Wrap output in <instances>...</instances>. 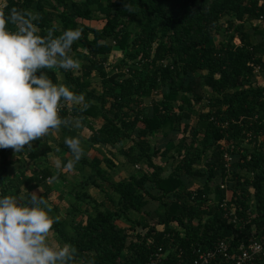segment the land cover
Masks as SVG:
<instances>
[{
	"label": "trees",
	"instance_id": "16d2710c",
	"mask_svg": "<svg viewBox=\"0 0 264 264\" xmlns=\"http://www.w3.org/2000/svg\"><path fill=\"white\" fill-rule=\"evenodd\" d=\"M13 8L38 13L42 36L49 30L58 36L65 29H82L72 45L73 58L81 60L80 73L60 72L66 86L83 93L89 106L81 111L82 106L65 104L59 114L81 120L91 132L87 146L101 157L83 156L75 165L80 183L68 189L72 201L65 217L53 225L58 244L77 249L76 264L88 259L95 264H139L158 248L166 253L162 264H186L196 249L208 251L226 240L237 247L253 235H264V86L254 83L253 70L264 71V38L249 43L244 32L252 21L264 25L261 0H0L6 14ZM83 21L102 25L94 30ZM234 35L237 45L231 41ZM216 36L220 40L213 45ZM113 46L122 52L124 68L108 75L105 65ZM44 71L57 83L52 69ZM93 77L100 82L99 92L91 87ZM157 93L159 99L146 107L144 100ZM201 102L208 110L196 113ZM97 118L103 124L94 130L89 120ZM203 122L205 127H200ZM170 136L178 140L171 148L169 140L163 147L150 145L153 138ZM45 141L41 137L24 150L29 161L51 154ZM126 142L131 145L119 154L145 170L113 178L107 170L115 165L103 149ZM227 146L234 147L237 159L222 190L219 186L228 175L223 161ZM59 147L69 150L63 143ZM155 159L175 165L169 171ZM7 165L5 149H0V195L17 194L19 186L37 181L39 196L46 200L49 166L19 182L7 179ZM196 179L201 186L188 189V182ZM90 186L99 188L109 205L87 194ZM226 191L238 218L247 221L241 228L228 223L219 207ZM211 195L214 200L208 205ZM249 201L254 202L252 209ZM149 202L157 203L156 208L145 209Z\"/></svg>",
	"mask_w": 264,
	"mask_h": 264
},
{
	"label": "clouds",
	"instance_id": "9594fccd",
	"mask_svg": "<svg viewBox=\"0 0 264 264\" xmlns=\"http://www.w3.org/2000/svg\"><path fill=\"white\" fill-rule=\"evenodd\" d=\"M38 15L15 8L6 14L0 9V149L11 148L17 154L62 127L83 126L79 118L69 121L60 116L65 104L82 106L81 111L89 106L83 93L54 83L44 71L81 68L71 52L82 29H65L58 36L49 30L42 36L36 23ZM64 143L72 159L64 163L56 159L55 166L72 171L85 150L79 136L66 138ZM51 211L48 201L36 192L27 197L0 195V264H76L74 245L49 241L59 219ZM255 247L259 250L262 246ZM82 264H95V260Z\"/></svg>",
	"mask_w": 264,
	"mask_h": 264
},
{
	"label": "crops",
	"instance_id": "0c3cea01",
	"mask_svg": "<svg viewBox=\"0 0 264 264\" xmlns=\"http://www.w3.org/2000/svg\"><path fill=\"white\" fill-rule=\"evenodd\" d=\"M261 2H262V0H261ZM250 23L252 24V26H255L256 28H254L252 30H248L247 29L248 24L244 25V32L246 34V40L248 37L251 36V34H257L255 36L258 37L259 40L263 39L264 30L262 29V24L258 25V24H256V21H252ZM259 40H257V41H259ZM236 41L238 43L237 38H236ZM248 42H249V40H248ZM52 70H53V72L57 78V83L65 84L64 80H63L62 72H60V70L55 69V68H53ZM58 72L60 73V76H59ZM71 73L73 75H75L74 71H71ZM66 105H67V107L75 106V105H71V104H66ZM89 121H90L89 123H90L91 127H93L94 130H98L103 124V120L100 118L93 119V120L90 119ZM90 134H91V132L87 128H85L84 126L81 128H76L74 126L62 127L58 133H53L51 135L46 136L45 142L48 145V147L51 149V154L48 155L46 158L40 157V158H37L33 161H29L27 159L26 155L28 154V150L24 151L22 154H17V153H14L11 148L5 149V157H6V161L8 162V165L6 166L7 179L14 180V181L17 180L20 182V181H23L25 178L30 177L32 172H37L38 169H42V167L44 165L49 166V168L51 169V174H50L49 180L47 181V187L49 189V193L47 194L46 200L48 201V203L51 205V208H52V211L50 214L54 217H58L60 219H63L65 217L66 209L68 207H66L65 211L62 212L61 211L62 210L61 205H54L52 202H50L51 196H53V194L57 193L56 194L57 197H59L58 195H61V194L66 196L65 199H67L68 197H71V195L69 194V190L67 191V189H69V188L66 189V188H64L63 185L65 183H69V186H72V184L75 185L76 183L78 184V183H80L81 176L78 173L77 169H74L72 171H68V170H65L63 168L58 169L55 166L56 159H60L62 161V163L72 159V154L69 152V150L67 151L66 149L65 150L61 149L59 147V145L62 143L65 144L64 141L66 138L73 137V136H79L81 138V141H82V146L85 150L84 157H87L88 160H91L94 157L100 158L101 155H99L93 149L89 148L86 144V140ZM126 143L129 145L128 146L115 145L114 147L105 146L103 149V152H104L103 155L107 156V158L109 157L115 165L111 169L107 170V172L110 173L111 176H112V171L115 170L116 168L118 169L120 166H122V165L124 166L125 164H127L128 166H131L128 163H126L124 157L119 154L120 150H126L131 145L130 142H126ZM66 147H67V145H66ZM67 149H68V147H67ZM108 150L113 152V153H108L109 152ZM116 150H117V153H116ZM117 154L121 157V159L117 157ZM161 164H163V163H161ZM101 167L104 171H106V166L104 164H101ZM135 167H137V168H135ZM134 168L139 170L138 166H134ZM86 169L88 170V172L93 173V171L89 170L88 168H86ZM137 173H138V171L136 173H130V172L126 173L124 171H122V172L119 171L117 173V175L113 176V178H119V176L120 177H127L129 175H136ZM99 185H100L101 189L108 191L107 188H105V186H106L105 184L99 183ZM39 189L41 191H39ZM65 189L67 192L64 191ZM96 189L98 191H100L99 188L90 186L87 189V194L92 196V191L96 190ZM18 191L19 192L17 194L15 193V194H11V195L12 196L27 197L28 193L36 192L38 196L42 193V189L40 188L37 181L30 183L28 185L23 184L22 186H19ZM70 203H71V201L69 202V204ZM58 214H59V216H58ZM49 241H50V243H53L54 245L58 244V241L54 237L53 233L50 234Z\"/></svg>",
	"mask_w": 264,
	"mask_h": 264
},
{
	"label": "built area",
	"instance_id": "2783aa9c",
	"mask_svg": "<svg viewBox=\"0 0 264 264\" xmlns=\"http://www.w3.org/2000/svg\"><path fill=\"white\" fill-rule=\"evenodd\" d=\"M254 74L259 73V68L254 67ZM227 124H223L221 128L226 127ZM229 150L225 149L223 155L224 167L227 170V176L225 177L224 183H222L219 188L225 190L230 177L231 165L236 161V156L233 154L234 147L227 146ZM226 147V148H227ZM137 168V167H135ZM252 174H249L251 179ZM231 199V194L226 191L225 198L219 202V207L226 213V218L228 223H232L236 228H241L247 222L236 215L237 207L233 203H229ZM208 205L214 200L213 196H209ZM207 200V201H208ZM217 202V201H216ZM253 201L247 202V205L251 208L253 206ZM240 208V207H238ZM252 209V208H251ZM241 210V208L239 209ZM261 245L262 247L257 250L255 245ZM166 257V253L162 252L161 248H158L155 252L151 253L148 259L144 263L139 264H162L163 259ZM217 260L224 262L232 261L234 264H253L255 261L261 260L264 262V235H253L248 239L247 244L241 243L237 247H233L231 240L228 241H218L213 249L208 251H202L196 249L193 251V259L186 264H212Z\"/></svg>",
	"mask_w": 264,
	"mask_h": 264
},
{
	"label": "rangeland",
	"instance_id": "374dc122",
	"mask_svg": "<svg viewBox=\"0 0 264 264\" xmlns=\"http://www.w3.org/2000/svg\"><path fill=\"white\" fill-rule=\"evenodd\" d=\"M261 4L264 6V2L262 1L261 2ZM225 20H223L222 22H221V24H222V26H223V28H226L225 27V25H226V23L224 22ZM84 25H86V26H88V27H90V28H92V29H96V30H99L100 28H101V22H97V21H83L82 22ZM256 24H258V25H260V23H258V22H256ZM254 28H256L255 26H252V24L251 23H248V25H247V29L248 30H252V29H254ZM134 29L135 30H137L138 28L137 27H134ZM262 29L264 30V25H262ZM232 32H230V34H231ZM255 35H257V34H251V36L250 37H248L247 38V42H248V40H249V42L251 43H255L257 40H259L258 39V37H256ZM90 38H92V35L90 36ZM132 38V37H131ZM264 38V37H263ZM220 40V37L219 36H216L215 38H214V40H213V45H215L216 43H218V41ZM232 42H233V44H235L236 43V45L238 44L237 43V41H236V35H234L233 36V38H232V40H231ZM78 42V41H77ZM79 48H81V47H79ZM85 53V52H84ZM75 53H73V52H71V55L73 56ZM264 56V55H263ZM262 56V57H263ZM121 58H122V52L117 48V47H115V46H113V48H112V51H111V53L108 55V61H107V64L105 65V72L108 74V75H112V74H114V73H118V72H121L122 70H123V66H121L120 65V62L122 61L121 60ZM74 59H75V57H74ZM77 60H79V59H77ZM262 60L264 61V57L262 58ZM80 61V63H81V60H79ZM128 64H131V63H128ZM116 70V71H115ZM124 72H126V70H124ZM80 73V69L79 70H77V71H74V74L75 75H78ZM58 74H59V76H60V73L58 72ZM254 83L255 84H257V85H259V86H264V71H260L259 70V73L255 76V78H254ZM91 87L92 88H94L95 90H96V92H99L100 90H101V86H100V82L98 81V79H97V77H93V80H92V84H91ZM206 92H207V96L206 97H209V95H210V91L208 90V89H206ZM151 97H153V99H150ZM151 97H148V98H146L145 100H144V105L146 106V107H149V105H150V100H157V99H159V93H157V94H155V95H151ZM205 105V102H201V104H199V105H195V111H196V113H205L208 109L206 108V106H204ZM194 118V117H193ZM192 121V123H197L196 121H195V118L194 119H192L191 120ZM205 123L203 122V123H201V124H199V126L200 127H205ZM158 136V135H157ZM171 141L170 143H169V147L171 148L173 145H175L177 142H178V140L177 139H175V138H173L172 136H170V138H166V139H161V138H153V139H151L150 140V145L152 146H155L156 145V147H163V146H165L164 144L165 143H167V141ZM189 140V139H188ZM125 146H128L129 144H127V143H125L124 144ZM243 146H246V143H243L242 144ZM250 147V146H249ZM109 151V150H108ZM107 151V152H108ZM106 152V153H107ZM108 153H113V152H111V151H109ZM116 153H117V150H116ZM117 157L118 158H120L121 159V157L117 154ZM155 161V163H164L165 165H168L169 167V171L172 169V167L175 165L174 164V162L173 163H169L170 161H168V164L166 163V162H164L163 161V159H161V160H158V159H155L154 160ZM139 170H137V169H135L134 167H132V166H128L127 164H125L124 166L122 165V166H120L118 169L116 168L115 170H113L112 171V177L113 176H115V175H117V173L120 171V172H122V171H124V172H126V173H128V172H130V173H136L137 171L139 172V171H142V170H145V167H144V165H139ZM120 177V176H119ZM194 181H196V183H192L191 181H189L188 182V189H190V190H193V189H195L197 186H201V183L199 182V179H196V180H194ZM77 184V183H76ZM79 184V183H78ZM64 188H71V186H69V183H65L64 185ZM66 189L64 190L65 192H67L68 191V189H67V191H66ZM57 194V193H56ZM56 194H53V196H51V201L50 202H52L54 205H61V211L63 212V211H65V209H66V207H69V202L70 201H72V197H68L67 199H65V195H58L59 197H57L56 196ZM92 196L97 200V201H99V202H104L106 205H109V203L108 202H105V199H104V195L100 192V191H98L97 189L96 190H93L92 191ZM57 203V204H56ZM156 206H157V203H155V202H149V204H148V206H147V208H145V209H148V210H153V209H155L156 208ZM60 214V213H59ZM59 214H58V216H59ZM131 215V217L132 218H137L138 220H140L141 222L143 221V217L142 216H139V215H137V214H135V213H131L130 214ZM140 231V233H143V231H141V230H139Z\"/></svg>",
	"mask_w": 264,
	"mask_h": 264
}]
</instances>
